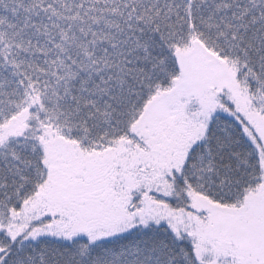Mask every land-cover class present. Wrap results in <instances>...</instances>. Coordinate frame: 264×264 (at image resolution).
Masks as SVG:
<instances>
[{
  "label": "snow or ice",
  "instance_id": "1",
  "mask_svg": "<svg viewBox=\"0 0 264 264\" xmlns=\"http://www.w3.org/2000/svg\"><path fill=\"white\" fill-rule=\"evenodd\" d=\"M0 264H264V0H0Z\"/></svg>",
  "mask_w": 264,
  "mask_h": 264
}]
</instances>
